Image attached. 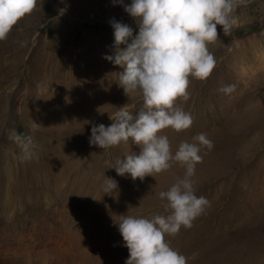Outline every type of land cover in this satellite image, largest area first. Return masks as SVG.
I'll use <instances>...</instances> for the list:
<instances>
[{"label":"rangeland","instance_id":"1","mask_svg":"<svg viewBox=\"0 0 264 264\" xmlns=\"http://www.w3.org/2000/svg\"><path fill=\"white\" fill-rule=\"evenodd\" d=\"M234 15L207 45L216 60L209 77L190 76L189 98L176 101L192 125L159 133L173 153L200 132L214 142L192 177L209 205L166 235L187 264H264V0ZM113 17L138 30L112 0H36L0 38V240L22 247L0 253V264H125L120 216L168 214L159 192L183 177L179 162L133 180L112 166L139 145L89 143L92 125L111 124L119 106H144L140 92L119 86L122 67L104 58ZM227 84L235 88L221 91Z\"/></svg>","mask_w":264,"mask_h":264},{"label":"clouds","instance_id":"2","mask_svg":"<svg viewBox=\"0 0 264 264\" xmlns=\"http://www.w3.org/2000/svg\"><path fill=\"white\" fill-rule=\"evenodd\" d=\"M249 0H112L120 4L137 23L134 31L128 23L109 20L113 29V52L104 58L122 67L119 86L129 96L140 92L144 106L133 112L126 106L109 116L112 123L93 124L89 143L101 149L128 142L139 145L138 153L117 158L112 166L118 175L129 174L135 180L171 167L179 162L183 177L159 197L166 201L167 215H121L118 230L129 255L125 264H187L188 258L174 249L166 235H174L181 227H191L195 218L205 212L208 199L196 194L192 177L202 160V147L211 149L214 142L200 132L192 142L181 141L173 153L162 129L176 131L189 128L191 113L176 105L178 98H189V77L204 80L211 74L216 60L208 43L218 38L217 25L227 33L237 23L234 15ZM36 0H0V38H4L18 17L29 13ZM233 84L221 91L231 92ZM126 105V104H125ZM111 168V167H110ZM109 188L117 181L106 176Z\"/></svg>","mask_w":264,"mask_h":264},{"label":"bare ground","instance_id":"3","mask_svg":"<svg viewBox=\"0 0 264 264\" xmlns=\"http://www.w3.org/2000/svg\"><path fill=\"white\" fill-rule=\"evenodd\" d=\"M9 243L7 244L5 242H2L0 240V253L6 252L8 251L9 253H19L20 250L22 249V247L20 246V244L15 241L16 239L13 237H9ZM30 259V257H28V260Z\"/></svg>","mask_w":264,"mask_h":264},{"label":"trees","instance_id":"4","mask_svg":"<svg viewBox=\"0 0 264 264\" xmlns=\"http://www.w3.org/2000/svg\"><path fill=\"white\" fill-rule=\"evenodd\" d=\"M24 130L22 128L19 129L20 135L23 134Z\"/></svg>","mask_w":264,"mask_h":264}]
</instances>
